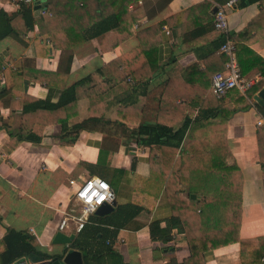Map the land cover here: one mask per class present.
Segmentation results:
<instances>
[{
  "label": "crops",
  "instance_id": "1",
  "mask_svg": "<svg viewBox=\"0 0 264 264\" xmlns=\"http://www.w3.org/2000/svg\"><path fill=\"white\" fill-rule=\"evenodd\" d=\"M208 2L210 0H171L153 17H144L138 24H134V28L142 29L195 4H204L193 9L187 16L184 15L175 25L165 26L160 33L159 48L160 60L164 61L172 56L181 65L196 62L197 70L202 71L206 68L202 55L212 48L209 44L212 33L201 35L208 25L213 24V6L207 7L205 4L208 5ZM36 5L37 3L33 4L34 17L41 13L40 9L35 8ZM19 6L20 3L14 0H0V10L8 14L17 12ZM260 7L259 2H252L239 4L230 10L227 18L229 32L241 31L259 12ZM165 28L169 33L165 32ZM195 34L199 36L196 39L193 38ZM107 36L112 43L114 32H108ZM136 44L137 38L134 35L115 47H105L97 38L84 41L72 47L74 57L70 70L65 73L64 57L67 52L61 51L49 39L43 38L36 21L33 28L26 32L17 35L9 33L0 37V77L4 78V83L0 85V239L6 234L7 228L25 230L36 237L41 251L50 254L63 252L64 245L52 243L53 235L59 230L61 219L67 217V212L79 214V206L71 198V187L68 183L70 178L79 180L89 175L102 177L111 184L116 205L129 201L149 205L143 191L144 178L151 173L149 147L128 140L118 133L119 121H125L130 127L137 125L133 121L138 117L137 109L142 103H147L144 96L140 95L136 103L119 110L122 106L120 99L128 101L131 97L130 94L123 93L125 89L139 88L142 79L131 78L130 82L123 80L119 83L121 87L117 88L116 85L105 92L96 81L92 94L85 92V84L79 85L75 98L73 99L71 92L68 93L66 99L70 97L71 101L54 111L30 106L21 102L20 97L25 94L56 104L63 97L64 87L127 52ZM247 46L264 58V34L249 37ZM16 64L49 74L43 75L44 80L23 78L21 85L16 87L15 94L11 96L6 73L10 69L14 70ZM245 76L254 80L247 89H252V93L246 95L240 90L232 89L221 99L226 108H237L227 117L223 133L241 172L238 187L239 235L245 238L263 237L259 240L263 242L264 101L257 102L253 96L264 88V75L254 67ZM164 77L165 74L158 73L150 86ZM177 92L180 93L181 90ZM183 92L190 99L197 91L190 83L187 92ZM239 92L243 94L242 98ZM185 106H189V103H185ZM23 110L26 112L20 115ZM10 114L16 115L13 120L14 127L24 128V133L37 135L38 141L22 139L11 143L10 135L2 126ZM89 117L98 119L88 121L82 124L81 129L68 133L71 131H68L70 126ZM220 127L223 128V125ZM63 133H66L65 136ZM148 214L149 216L139 214L127 227H121L117 231L112 243L113 250L118 252L122 262L126 264H165L170 258L181 262L189 255L186 233L174 228L173 237L166 244L153 241L145 218L163 216L164 206L156 202ZM90 215L79 231L76 230L75 221L67 218L62 231L67 234L74 233V239L80 235L82 239L91 240L95 227H105L89 218ZM111 229L109 227L98 230V237L102 233L109 236ZM240 254L239 242H232L206 251L204 262L241 264ZM116 256L103 251L92 257L93 259L90 258L88 264H123Z\"/></svg>",
  "mask_w": 264,
  "mask_h": 264
},
{
  "label": "trees",
  "instance_id": "2",
  "mask_svg": "<svg viewBox=\"0 0 264 264\" xmlns=\"http://www.w3.org/2000/svg\"><path fill=\"white\" fill-rule=\"evenodd\" d=\"M33 1L38 5L36 9H44V12L36 17L33 14L34 6L23 2L14 14L0 10V37L9 33L17 35L26 32L33 28L36 21L40 35L49 39L61 51L67 52L64 57L65 73L70 70L74 57L72 47L77 44L97 38L103 46L115 47L133 35L137 38V44L133 48L64 87L63 97L56 104L46 103L25 94L20 96L21 102L30 106L54 111L71 101L70 97L66 99L68 93L71 92L73 99L75 98L79 85L85 84V92L92 94L96 81L105 92L116 85L117 88L121 87L119 83L127 77L133 80L142 79L139 88L125 89L123 93L130 94L131 97L128 101L120 99L122 106L119 110L136 103L140 95L144 96L147 103H142L137 109L138 117L133 120L137 125L130 127L125 121H119L118 133L128 140L149 147L151 173L144 178L143 189L149 205L129 201L125 204L118 203L107 215L91 214L89 218L105 228L95 227L91 240L82 239L80 235L73 240L74 248L82 252L83 262L88 264L90 258L93 259L92 257L103 251L117 255V260L122 262L118 252L112 248L117 231L121 227H127L130 221L141 213L149 216L148 213L157 202L164 206V215L145 218L150 238L166 244L172 239V230L175 228L186 233L189 246V255L181 262L170 258L165 264H205L206 251L232 242L240 244L241 264H264V241H259L263 237L245 238L239 235L238 187L241 172L223 133L227 117L237 108H226L221 100L224 96L215 97L210 88L211 76L223 70L227 58L225 54L217 52L225 36L218 33L212 23L201 34L212 33V39L209 41L212 48L202 55L206 66L202 71L197 70L196 62L181 65L172 56L167 60H160L161 30L165 26L175 25L184 15L187 16L193 9L204 4H195L135 30L134 24H138L144 17H153L171 0ZM252 2L260 3L259 12L241 31L229 32V35L235 41V53L241 74L245 75L250 69L257 67L260 74L264 75V58L247 46L249 37L264 34V0H239L237 6ZM208 3L205 5L211 7V2ZM208 16L210 18V15ZM110 31L115 34L112 43L107 36ZM196 36L198 34L193 38L196 39ZM158 73L165 74V77L150 86ZM6 74L7 85L13 96L23 78L44 80L43 75L49 72L16 64L15 69H10ZM190 83L197 92L189 99L183 91L187 92ZM251 90L245 91V94L249 95ZM239 96L242 98L243 94L240 93ZM185 103H189V106L186 107ZM11 108L13 109L12 106ZM25 112L26 110H23L20 115ZM15 117V114H10L2 123L11 137L9 141L13 144L22 139L38 141L37 135L24 133V128L14 127ZM97 119L86 118L83 122L70 126L68 131H71L68 133L71 134L81 129L82 124ZM192 193L196 195L194 198L191 197ZM106 227L112 228L110 235L102 233V236L98 237V230L108 229ZM38 246L39 242L33 234L25 230L7 228L6 234L0 239V264H10L32 252L52 262L55 258L60 259L65 252L64 250L59 254H50L41 251Z\"/></svg>",
  "mask_w": 264,
  "mask_h": 264
},
{
  "label": "built area",
  "instance_id": "3",
  "mask_svg": "<svg viewBox=\"0 0 264 264\" xmlns=\"http://www.w3.org/2000/svg\"><path fill=\"white\" fill-rule=\"evenodd\" d=\"M16 3L36 4L33 0H14ZM239 0H210L213 7H216L213 12V27L218 33L225 36L224 41L220 44L219 52L226 55L223 70L215 72L211 76L210 88L215 97L221 98L227 94L230 89L237 88L243 94L252 86L254 80L247 77L240 72L239 65L235 53V41L229 35L228 30V12L237 7ZM44 12V9H40ZM165 32L169 30L165 28ZM127 82L131 81L130 77L125 79ZM4 83V78L0 77V85ZM71 187V198L79 206V214L67 212L66 216L61 219L59 223V230H63L66 226L67 218H72L76 223V230L79 231L88 220V216L93 214L95 209L104 201L110 202L114 199V191L110 183L102 177L89 175L79 180L70 178L68 180ZM10 264H51L45 260L40 263H33L28 256H21Z\"/></svg>",
  "mask_w": 264,
  "mask_h": 264
},
{
  "label": "water",
  "instance_id": "4",
  "mask_svg": "<svg viewBox=\"0 0 264 264\" xmlns=\"http://www.w3.org/2000/svg\"><path fill=\"white\" fill-rule=\"evenodd\" d=\"M38 8V5L35 7ZM216 7H213L212 12H214ZM253 98L257 101L262 103L264 101V88H261ZM191 197H195V194L192 193ZM116 201L115 199L111 200L110 202L104 201L95 209L94 214L96 215H107L115 209ZM74 233H65L62 230H56L53 235L52 243L54 244H61L65 247V252L62 254L60 259L55 258L51 264H84L82 252L80 249L74 248L73 240H74ZM66 249H69L66 251ZM28 258L33 263H40L44 262L45 258L42 255L36 253H29Z\"/></svg>",
  "mask_w": 264,
  "mask_h": 264
}]
</instances>
